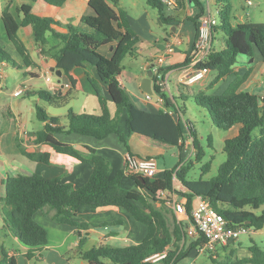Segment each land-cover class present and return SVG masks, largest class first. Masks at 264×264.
<instances>
[{
	"label": "trees",
	"instance_id": "obj_1",
	"mask_svg": "<svg viewBox=\"0 0 264 264\" xmlns=\"http://www.w3.org/2000/svg\"><path fill=\"white\" fill-rule=\"evenodd\" d=\"M13 1L9 0L5 5L1 18L7 38L21 55L24 66L33 65L34 59L18 32L20 27L29 25L33 28L35 41L41 48L40 53L50 54L55 60V68L62 71L71 85L64 94L59 91L36 90L32 93L25 91V95H37L51 107L62 108L80 89L79 79L74 72L82 69L101 106V113L98 115L76 113L70 109L66 115L68 123L65 127L57 125L59 117L50 116L43 107L37 106V118L44 125L36 132L35 143L49 145L57 152L92 163V174L83 186L77 188L62 177L50 178L38 173L9 175L6 180L0 178V185L5 183L6 189L1 200L3 225L11 235L33 249L27 254L28 258L37 259L35 249L48 244L47 229L35 219L37 211L45 207L54 209L53 219L57 223L76 227L78 234H81L82 229L94 224L79 218L77 209L80 206H118L129 211L135 219L147 226L146 237L138 244H100L89 250L82 248L85 242L83 237L78 246V255L81 258L89 264H153L146 259L166 251L167 255L159 264H178L180 260L188 257L192 250L197 249L203 239L187 244L186 227L189 223L175 214L171 220L163 204L161 207L156 206L157 201L165 202L162 196L163 192L167 191H175L183 197L188 212L193 208L195 198L203 196L215 210L224 215L229 226L246 225L255 230L264 228V100L258 94L239 91L240 85L250 72L240 76L234 70L239 54L249 56L252 61L257 52L264 60V22H235L232 0H214L215 8L219 12V24L212 32L214 34L222 31L225 34V44L220 49L213 48L208 58L197 67L217 72L210 88L225 76L235 74L236 77L220 94L199 91L193 94V98L199 106L208 111L213 123L219 128L228 130L234 125H239V133L225 140L223 151L226 153V159L214 177L203 178L211 169V161L201 166L202 173L198 179L187 177L193 162L178 169L179 163L172 169L163 170L162 176L157 178L143 177L141 180V176H131L136 187L142 190L140 192L123 185L125 169H120L112 177L110 161L95 148L87 147L88 152L83 153L72 144L56 137L57 133L63 132L101 140L116 134L129 149V136L137 133L144 143L163 152L174 147L180 148V141L186 136L181 121L164 108L151 111L137 105L119 81L123 61L127 56L136 53L137 44L141 42V36L133 27L129 13L118 6L119 0H88L93 14L82 16L81 21L86 27H81L73 23L63 24L53 17L35 13L30 3H23L19 8L22 15L19 20L11 10ZM28 1L60 8L67 0ZM187 1L197 9L200 8L197 15L189 16V20L193 21L198 29V20L205 13V6L202 0ZM187 1L178 0L181 7H184ZM147 3L158 10L159 19L163 24H174L175 17L165 15V6L161 0H147ZM49 33L60 43L49 45ZM106 45L114 46L110 56L99 51ZM0 61H5L16 69L23 68L1 44ZM190 63L191 57L188 54L183 62L169 66L167 70L189 66ZM92 70H95L96 79L92 76ZM152 79L155 81L156 77L153 76ZM100 82L106 85L107 96L103 94ZM154 90L164 98L166 107H176L166 93L161 91L160 86L155 84ZM109 101L116 106L115 115L110 112ZM188 128L194 136L196 161H202L204 149L189 122ZM256 130L258 134L255 133ZM21 151L34 161H51L50 153L34 152L25 147H21ZM175 174L185 190L174 187ZM217 257L220 255H211L215 264H264V247L252 243L247 256L239 258L231 252L220 259ZM0 264H18V261L15 256H9L3 251Z\"/></svg>",
	"mask_w": 264,
	"mask_h": 264
},
{
	"label": "crops",
	"instance_id": "obj_2",
	"mask_svg": "<svg viewBox=\"0 0 264 264\" xmlns=\"http://www.w3.org/2000/svg\"><path fill=\"white\" fill-rule=\"evenodd\" d=\"M5 1L0 2V44L20 64L23 65L22 69L17 70L28 72V74L24 73L23 79L18 78L17 80H12V78L4 74V69L11 66L5 61H0L1 179L6 180L9 175H31L34 173H38L50 178L58 176L62 177L64 181L71 182L75 187L79 188L89 180L94 168L93 164L90 162L80 161L76 157H73L71 155L57 152L49 145L35 143L34 140L36 138V132L42 129L44 125V123L40 122L37 118V106L39 105L43 107L50 116L59 117L60 120L57 125L65 127L68 123L66 115L70 109H72L76 113H89L95 115L100 114L101 106L98 96L92 92L93 88L88 82L87 76L83 73L82 69H77L74 72L79 79L80 89L73 95V97L69 99V103L66 106L59 108L56 111H51V106L37 95L26 96L24 93L22 96H15L13 94L16 88L20 85H24L26 91L31 93L36 90H47L49 92L59 91L61 94L67 93L71 85L68 79L63 76V73L60 77L52 71V68L55 67V60L50 56L49 53H40L41 48L35 41L33 28L29 25L20 27L18 32L20 38L26 44L34 59L33 65H30L28 67L24 66L21 55L16 50L14 45L8 40L4 25L2 23L1 13L9 0ZM211 1L213 6H215L214 0ZM23 3H30L35 13L53 17L63 24L73 23L74 25L81 27H86V25L81 21L82 16L93 14V10L88 4V0H67L60 8H52L47 5L32 3L28 0H14L11 10L12 12H14V14H16L19 20H21L22 18V15L19 13V8ZM118 6L125 9L129 13V11L122 5V0H119ZM170 11H172L171 16L175 17L176 21L174 22V24L169 25L172 26V28L170 29V31L167 30L165 36L163 37L164 47L155 55L146 56L141 66L142 69H145L148 73L149 66L152 63L156 64L157 57L164 52L166 45L168 43H174L175 51L172 54L168 55L162 64H157L156 66H159L158 70L160 73H162L163 79L165 81V88L163 92L166 93L172 103H176L179 106L178 99H180L184 103L187 99V96H185L180 90V84L185 86L193 97V94L196 93L197 90H204L206 88V82L209 79H214L217 75V72L210 70L204 80L200 81V83H202V87L195 90L193 87L196 83L187 84L184 81V76L188 72L189 66L181 68L173 67L172 69L167 70V67L183 62L186 59L187 55L191 54L193 43L197 36L196 25L193 21L189 20V16L197 15V7H194L189 1H187L184 7L178 5L176 9ZM129 16L133 27L141 36V42L137 44L136 53H139V45L141 44L142 46L145 44V42L147 44V42H150L148 40L153 39L155 40V44H159L158 37L152 36V33L150 32V22L148 19H146L145 21L140 20L142 23L138 24L132 18L130 13ZM201 18L202 17H200V19L198 20L199 23ZM235 22L243 21H239L238 17H236ZM215 34L216 32L213 34V38H215ZM48 40L49 45H57L60 43V41L50 33L48 34ZM184 44H186V47L180 48V46L182 47ZM224 44L225 41L223 37L219 47L214 48L220 49L224 46ZM113 48V45H106L102 49L112 52ZM152 70L155 72L156 67H152ZM234 70L240 76L245 75L248 71L250 72L247 78L240 85L238 90L258 94L264 100V60L262 59L260 54L256 52L252 57V61L250 57L247 61H245L244 59H240L235 64ZM92 72L93 78L96 79L95 70H92ZM211 72H214V74L212 75V77H209ZM12 74L14 75V72H12ZM46 75H51L50 82L46 80ZM235 77V74L225 76L219 82L215 83L211 88L215 87L216 84L223 83V86L219 90L220 94L226 90V88L233 82ZM41 78L44 79L43 83L39 81V79ZM119 81L124 86L121 74L119 77ZM100 87L103 94L107 96L108 91L106 85L100 82ZM154 87L155 81L152 79L153 90ZM141 91L142 94L138 95L137 97V100H139L140 103L139 101H135L136 99L132 98L137 105L147 108L151 111H156L160 108H164L165 110L168 109V107H166L164 103L163 105H161L157 100L154 99L157 98L155 90L152 100H148L146 98V93L142 90V88ZM167 93L171 95L174 102L171 100L170 95H168ZM73 101H80V103L78 105H75ZM142 104L144 106H142ZM108 106L112 115H115V104L112 101H109ZM174 108L179 110L181 109L179 107ZM181 114L184 120H179L184 126L183 121H185V118L183 113ZM124 118L125 115L123 116V121ZM177 118L178 117H176V119ZM185 123L188 128L187 121H185ZM234 127H236V130L232 132L235 134L234 136H236L239 133L240 126L234 125ZM124 129V125L122 124V130ZM184 129L186 131L187 138L190 134L189 128L187 130L184 127ZM231 129H233V126L231 127ZM56 137L63 142L72 144L75 148L83 153L88 152V150L86 149L87 147L95 148L98 153H100L110 161L112 167V177H114L120 169H124L125 155L128 152L139 157H154L156 158V160L158 156L163 153L162 150L144 143L140 135L137 133H133L129 136V149L125 147L124 143L116 134H112L108 138L101 140L91 136H84L76 133L66 134L63 132L57 133ZM192 137L193 140L189 143V145H193L195 147L194 136L192 135ZM21 147H25L26 149L34 152L50 153V163L38 162L29 159L22 153ZM179 151L180 158H182L180 161L181 164L186 157H189L192 149L189 148L188 151H184V149L180 145ZM180 164L178 166L179 168L182 166H180ZM159 169L160 173L157 175V177L162 176L163 173V170L160 167ZM122 181L123 185L126 188L142 192L141 189H138L136 187L135 182L131 176L124 174ZM174 187L179 189L175 185V178ZM182 190L185 189L182 188ZM5 193L6 189L4 183L0 185V258H2L3 251H5L9 256H15L18 264H89L87 260L81 258L78 255V246L81 238H85V242L82 248L84 250H89L92 247L98 246L100 244H107L112 246H127L138 244L142 242L147 235V226L141 221L135 219V217L129 211L122 207L105 206L95 208L90 205L80 206L77 209L79 218L83 221L94 224L87 229H82L81 234H78L76 227L68 224L57 223L53 219L55 210L49 207H45L43 210H39L36 212L35 219L47 229L48 244L35 249L37 259H30L27 257V254L33 249H30V247L22 243L18 238L11 235L3 225L1 216V200L5 196ZM162 198L165 199L164 203H167L168 206H171H169L170 209L172 208V200H177L179 198L180 200H184V198L175 191L163 192ZM155 204L157 207L162 206V202L160 201H157ZM195 204L196 198L194 200V205ZM256 232L264 233V228L256 230ZM229 246L231 252H234L236 248H242L240 240H236L234 244L229 243ZM225 248H227V246L220 249L224 250ZM222 250L220 252L224 253ZM193 253H195V257L196 255L198 256L199 254H202L201 252H199L198 248L192 250L189 256H191ZM205 264H208V262H205Z\"/></svg>",
	"mask_w": 264,
	"mask_h": 264
},
{
	"label": "rangeland",
	"instance_id": "obj_3",
	"mask_svg": "<svg viewBox=\"0 0 264 264\" xmlns=\"http://www.w3.org/2000/svg\"><path fill=\"white\" fill-rule=\"evenodd\" d=\"M5 0H0V2H4ZM252 4H248V0H232L233 3V13L236 17H238L239 21H245L250 20L254 22H264V0H250ZM6 2V1H5ZM202 3L206 7V0H202ZM122 5L129 11L132 18L138 23L141 24L142 22L140 20H146L148 19L150 22V32L152 33V36H157L159 44H155V40H148L150 42H145L144 45H139L138 52L135 53L133 56L129 55L126 57V59L122 63V80L124 82V86L126 87L127 91L130 93L131 97L133 99L137 100L138 95L142 94L141 91V84L143 82L144 76H147L148 73L145 69H142V63L144 62L146 56H153L157 52L161 51L164 47V39L163 37L166 34V31H170L172 26H169V24H163L159 19V13L158 10L151 5L147 3V0H122ZM193 5V4H191ZM195 7V6H194ZM200 9V8H198ZM165 15L170 16L172 15V11L165 8ZM217 17V15L215 14ZM225 38V34L222 31H217L214 38V47H219V45L222 42V38ZM105 47V46H103ZM101 47L99 51L107 56H110V53L108 50H103ZM186 47V44H184L180 48ZM109 49V48H108ZM165 50V49H164ZM244 59L245 61L249 60V56L239 54L237 56V60ZM1 69V66H0ZM4 74H6L8 77L12 78V80L23 79L24 72L14 69L13 67H6L4 69ZM14 72V75L12 74ZM214 72H211L209 77H212ZM176 77V75H175ZM213 78L209 79L205 85L204 90H197L202 87V83L198 82L194 84V89L199 91H205L208 94H219L220 88L223 86V83L216 84L215 87L209 88V85L211 84ZM41 83H43L44 79H39ZM180 90L182 93L187 96V99L185 100V103L182 102L180 99L179 106L178 104L174 103L176 107L181 108V112L184 115L185 121L187 123L189 122L191 127L196 132L197 138L202 145L204 149V156L202 157V161H196L195 156L186 157L184 161L180 164L181 165H187L189 162H193L192 167L188 170L187 177L189 179H198L200 177L201 166L205 164L206 162L211 161V169L208 173H206L203 178L204 179H210L214 177L221 164L226 159V153L223 151L224 142L227 138H232L235 134L233 133L236 130V127L233 126V129L224 130L219 128L216 124L213 123L210 114L208 111L199 106L192 95L189 93L187 88L180 84ZM170 95L169 93H167ZM81 95V94H80ZM34 96V95H32ZM39 97V96H38ZM171 97V95H170ZM83 98V96H82ZM157 100V98H154ZM82 100V99H81ZM80 100V101H81ZM171 100L173 101V98L171 97ZM80 101H73L75 105H78ZM174 102V101H173ZM140 103V101H139ZM44 104V103H42ZM142 106H144L142 104ZM51 111H56L58 109L54 107H50ZM183 110V111H182ZM39 122V121H37ZM184 127L188 130L186 123L184 122ZM233 131V132H232ZM256 134H258V130L255 131ZM235 137V136H234ZM196 152V148H195ZM182 158H180V151L178 147H174L170 151H165L161 155L158 156L157 162L159 164V167L162 170L166 169H172L177 166V164L180 163ZM179 169V167H178ZM175 185L179 188L178 190L185 189V187L181 184L180 180L175 179ZM179 202L184 203L183 200L177 199ZM163 206L167 208L169 217L171 220H173V215L175 214L174 209H170L167 203H162ZM171 207V206H170ZM176 215V214H175ZM177 217V216H176ZM184 220V218H182ZM187 244L193 241L194 237H192L191 234H187ZM240 244L242 245V248H236L233 253H235L236 257H244L249 254V247L252 245V243H257L261 247H264V233L255 232L252 231L250 233H244L242 234L239 239ZM236 241V240H235ZM235 241H232L231 243L234 244ZM231 245V244H230ZM222 246H219L216 253L212 252H205L202 254H199L196 257L194 256L195 253H193L191 256L185 257L182 260L178 262V264H205V262H208V264H215L212 263L211 255H220V257H217V259H220L221 257H224L226 255H229L231 253V249L229 244L227 245V248L224 250L220 249ZM223 251L224 253L220 252ZM239 251V252H238ZM235 257V256H234ZM160 262L153 263V264H159ZM247 264H253V263H247Z\"/></svg>",
	"mask_w": 264,
	"mask_h": 264
},
{
	"label": "built area",
	"instance_id": "obj_4",
	"mask_svg": "<svg viewBox=\"0 0 264 264\" xmlns=\"http://www.w3.org/2000/svg\"><path fill=\"white\" fill-rule=\"evenodd\" d=\"M165 8L168 10H174L178 7V0H161ZM248 4H252L248 0ZM217 15V17L215 16ZM219 24V12L213 6L211 0H207L205 13L202 16L198 29L197 36L193 43V48L191 51V63L189 65V70L184 76V81L187 84H194L204 80L210 71L208 68H199L198 64L205 59L211 53V50L214 48L213 41V29ZM175 51L174 43H168L165 47V50L162 54L157 57L156 65L162 64L165 58L172 54ZM156 67L155 72L153 71V76L156 77L155 84L160 86L161 91H164L165 81L163 79L162 73L159 72L158 67ZM159 72V73H158ZM46 80L51 81V75H46ZM26 88L24 85H20L13 92L15 96H22ZM153 94L146 93V98L148 100L153 99ZM157 101L161 105L164 103V98L160 94H156ZM167 109V108H166ZM170 114L178 117L177 120H184L182 117L181 110L174 107H168L166 110ZM177 112V114H176ZM177 115V116H176ZM185 122V121H183ZM190 133V132H189ZM189 137L182 139L180 141L181 147L184 151H188L189 148L192 149V152L189 156H195V147L189 145L192 142L193 137L191 133ZM195 154V155H194ZM125 174L129 176H142L149 178H156L160 173L158 162L154 157H139L130 152L125 155ZM1 178V174H0ZM176 179V174L174 176ZM172 207L176 216L180 219L184 218L189 225L186 227L187 234H191L194 237V240L203 239L201 244L198 246L199 252H216L219 246L228 245L232 241L238 240L239 237L244 233H250L255 229L250 228L246 225H237L229 226L228 221L223 214L215 210L208 199L203 196L196 197V204L193 205V208L188 212L184 203H181L177 200L171 201ZM167 255V252L154 254L148 257L146 260L151 263H157Z\"/></svg>",
	"mask_w": 264,
	"mask_h": 264
},
{
	"label": "water",
	"instance_id": "obj_5",
	"mask_svg": "<svg viewBox=\"0 0 264 264\" xmlns=\"http://www.w3.org/2000/svg\"><path fill=\"white\" fill-rule=\"evenodd\" d=\"M156 64L152 63L149 66V71L148 75L143 79V82L141 84V88L145 93L149 94H154V90L152 88V76H153V70L152 67H154ZM52 71L57 75V76H62V71L60 69H56L55 67L52 68ZM141 180H143V177H140Z\"/></svg>",
	"mask_w": 264,
	"mask_h": 264
}]
</instances>
